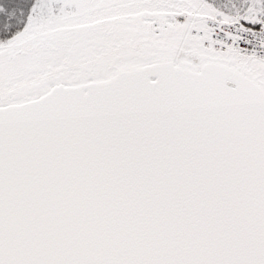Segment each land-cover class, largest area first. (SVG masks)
Returning <instances> with one entry per match:
<instances>
[{"label":"snow or ice","instance_id":"1","mask_svg":"<svg viewBox=\"0 0 264 264\" xmlns=\"http://www.w3.org/2000/svg\"><path fill=\"white\" fill-rule=\"evenodd\" d=\"M0 264H264V0H0Z\"/></svg>","mask_w":264,"mask_h":264}]
</instances>
